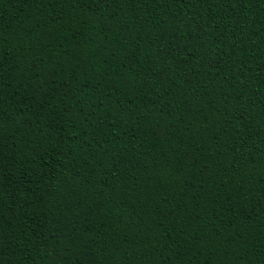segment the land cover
I'll list each match as a JSON object with an SVG mask.
<instances>
[{
    "label": "trees",
    "instance_id": "1",
    "mask_svg": "<svg viewBox=\"0 0 264 264\" xmlns=\"http://www.w3.org/2000/svg\"><path fill=\"white\" fill-rule=\"evenodd\" d=\"M0 264H264V0H0Z\"/></svg>",
    "mask_w": 264,
    "mask_h": 264
}]
</instances>
